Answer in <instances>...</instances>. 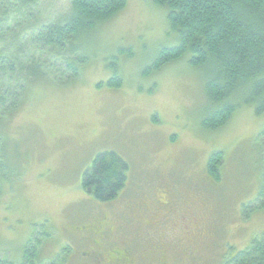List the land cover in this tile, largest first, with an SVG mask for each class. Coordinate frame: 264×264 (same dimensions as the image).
Listing matches in <instances>:
<instances>
[{"label":"rangeland","instance_id":"374dc122","mask_svg":"<svg viewBox=\"0 0 264 264\" xmlns=\"http://www.w3.org/2000/svg\"><path fill=\"white\" fill-rule=\"evenodd\" d=\"M66 2L52 0L51 10H65ZM79 40L87 55L79 75L64 85H32L8 125L15 143L6 153L13 172L0 180V257L18 264L31 242L35 264H97L90 242L109 239L105 248H129L134 264H158L153 236L130 206L164 183L202 203L211 232L188 249L167 243L164 264H222L264 234V197L254 201L264 184V110L240 103L211 130L202 125L212 107L206 66L185 58L144 74L162 47L176 44L166 8L151 0H128ZM113 72L120 86H98ZM108 150L129 167L117 197L102 202L80 180ZM216 150L223 152L218 181L206 172ZM100 219L109 222L105 234L97 231Z\"/></svg>","mask_w":264,"mask_h":264},{"label":"trees","instance_id":"16d2710c","mask_svg":"<svg viewBox=\"0 0 264 264\" xmlns=\"http://www.w3.org/2000/svg\"><path fill=\"white\" fill-rule=\"evenodd\" d=\"M51 1L0 0V180L13 170L6 154L15 143L8 125L27 101V91L36 83L64 85L76 78L87 62L79 39L128 2L67 0L65 10L54 11ZM151 1L166 8L176 44L162 47L144 74L185 58L190 65L206 66L205 88L212 107L202 125L211 130L224 125L240 103L255 104L256 113L264 110V0ZM104 82L118 87L121 78L113 72ZM259 139L264 142V129ZM222 159L221 150L208 157L206 172L215 181L221 179ZM128 167L117 152L101 151L83 170L80 185L98 201L114 200L125 185ZM263 193L264 184L255 203ZM29 245L18 264H35V246ZM0 264L16 263L1 256ZM222 264H264V234Z\"/></svg>","mask_w":264,"mask_h":264},{"label":"flooded vegetation","instance_id":"af4514ba","mask_svg":"<svg viewBox=\"0 0 264 264\" xmlns=\"http://www.w3.org/2000/svg\"><path fill=\"white\" fill-rule=\"evenodd\" d=\"M196 200L189 201L175 186L164 183L157 192L139 193L136 202L130 206L153 236L156 244L153 258L158 264L168 261L167 243L173 248L182 245L188 249L197 241L211 237L206 223L201 220L202 203ZM96 225L100 227L98 233L105 234L109 229V222L103 219ZM90 243L88 253L94 256L97 264H134L133 252L129 248L110 250L113 247L105 248L107 243L102 245L98 239H92Z\"/></svg>","mask_w":264,"mask_h":264}]
</instances>
